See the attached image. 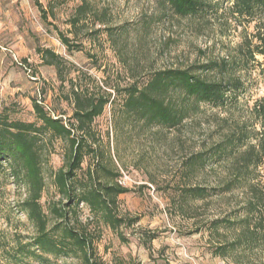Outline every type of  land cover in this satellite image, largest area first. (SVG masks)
Here are the masks:
<instances>
[{
    "label": "rangeland",
    "instance_id": "rangeland-1",
    "mask_svg": "<svg viewBox=\"0 0 264 264\" xmlns=\"http://www.w3.org/2000/svg\"><path fill=\"white\" fill-rule=\"evenodd\" d=\"M206 1L211 6L204 15L182 16L164 0H0V113L40 123L32 104L37 99L50 114L72 126L76 108L72 88L96 98L110 97L90 130L89 141L97 150L86 155L78 175L82 177L87 166L97 162L116 172V178L100 172V179L129 189L118 196L115 207L125 221L115 230L96 219L86 203L72 204L75 218L89 221L100 264H264V240L253 249L225 257L214 254L216 246L238 237L240 225L209 230L213 221L243 214L249 190L239 188L206 199L187 198L181 191L184 186H216L227 175V161L195 170L188 169L187 161L205 142L218 139L224 119L234 124L248 117V106L264 96V64L254 62L238 71L245 85L232 95L236 100L224 106L202 103L172 129L134 120L123 107L132 84L143 86L159 70L237 55L244 36L264 24V11L249 21L232 13L234 0ZM83 2H87L86 12L80 13ZM45 49L59 55V67L45 63ZM257 59L263 63V56ZM180 93L173 92L177 100ZM43 138L41 202L48 212L60 199L54 178L64 166L68 142L49 133ZM4 166L0 170V264H7L2 248H10L16 238L30 241L35 234L21 208L27 187ZM256 174L255 183L264 189V169L260 167ZM261 207L252 224L259 223L260 216L264 220V202ZM24 264L83 262L74 254L46 253L43 259Z\"/></svg>",
    "mask_w": 264,
    "mask_h": 264
},
{
    "label": "trees",
    "instance_id": "trees-1",
    "mask_svg": "<svg viewBox=\"0 0 264 264\" xmlns=\"http://www.w3.org/2000/svg\"><path fill=\"white\" fill-rule=\"evenodd\" d=\"M55 1L63 3L66 0ZM164 1L182 16L204 15L211 6L206 0ZM86 5L87 2H83L78 11L85 13ZM231 11L253 21L264 11V0H234ZM79 19L78 13L73 21ZM62 38L69 43L66 36ZM238 51L237 55L210 58L199 65L156 71L143 86L132 84L126 89L125 112L134 120L172 129L197 112L202 103L224 106L230 99L236 100L232 95L244 89L245 85L238 71L254 62L264 64V24L259 23L253 34L244 36ZM258 55L263 56V63L257 59ZM43 56L46 64L60 66L59 55L51 49H45ZM177 91L181 92V100L173 95ZM72 92L76 105L72 126L67 125L61 117L50 114L37 99H33L32 104L40 123L10 119L5 112L0 113V170L6 163L10 168L9 175L26 185L28 194L21 208L35 228L30 241L20 237L10 248H2L7 264L43 259L46 253L74 254L81 258L83 264H100L95 259L89 221L75 218L77 212L74 205L80 202L89 206L96 219L115 230L125 221L115 207L118 196L129 189L117 181L110 183L100 179V172L113 178L118 176L116 172L97 162L95 165L89 164L82 177L78 175L86 155L94 154L97 150L89 141L90 130L94 118L103 112L110 97L96 98L83 94L75 87ZM247 111L248 117L234 124H229L228 118L224 119L218 139L209 144L205 142L203 148L187 161L190 170L198 167L205 169L207 166L214 168L225 165L227 161V175L216 186L195 185L181 189L182 196L192 199L220 196L239 188L249 190L251 197L242 206L243 214L213 221L209 227V230H217L221 225H240V234L236 239L215 247L214 254L224 257L247 248L253 249L260 245V240H264L262 217L259 223L252 224L253 217L262 213L261 204L264 202V189L255 183L256 173H259L260 167L264 169V96L248 106ZM46 133L68 142L64 166L55 172L54 178L60 199L52 204L48 212L41 202L45 189L43 136ZM64 199L68 202L64 203Z\"/></svg>",
    "mask_w": 264,
    "mask_h": 264
},
{
    "label": "built area",
    "instance_id": "built-area-1",
    "mask_svg": "<svg viewBox=\"0 0 264 264\" xmlns=\"http://www.w3.org/2000/svg\"><path fill=\"white\" fill-rule=\"evenodd\" d=\"M120 183H122V180H119Z\"/></svg>",
    "mask_w": 264,
    "mask_h": 264
}]
</instances>
